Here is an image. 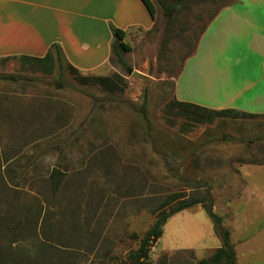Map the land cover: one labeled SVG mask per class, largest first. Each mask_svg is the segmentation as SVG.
Masks as SVG:
<instances>
[{"label":"rangeland","instance_id":"rangeland-1","mask_svg":"<svg viewBox=\"0 0 264 264\" xmlns=\"http://www.w3.org/2000/svg\"><path fill=\"white\" fill-rule=\"evenodd\" d=\"M152 2L156 21L150 30L128 32L130 52L120 49L121 57L81 72L120 76L121 92L82 84L65 62L52 75L19 60L0 62V75L21 78L0 82V176L9 194L0 195V215L8 219L0 228L5 261L37 256L25 220L42 207V214H55L71 244L70 257L55 264H129V253L155 223V208L179 193L207 194L209 201L169 219L144 264H198L222 246L219 229L230 232L237 264H264V118L195 124L169 108L186 58L230 0H185L171 25L163 5L174 0ZM201 58L186 68L184 97L212 105V88L197 75ZM55 169L63 190L51 205L41 193Z\"/></svg>","mask_w":264,"mask_h":264},{"label":"crops","instance_id":"crops-1","mask_svg":"<svg viewBox=\"0 0 264 264\" xmlns=\"http://www.w3.org/2000/svg\"><path fill=\"white\" fill-rule=\"evenodd\" d=\"M208 24L175 80L176 100L189 102L182 79L188 64L201 56L197 75L212 88L213 104L192 103L264 114V0H230ZM153 25L141 0H0V62L43 58L56 44L67 65L91 71L112 57L111 27L128 38L132 28Z\"/></svg>","mask_w":264,"mask_h":264},{"label":"trees","instance_id":"trees-1","mask_svg":"<svg viewBox=\"0 0 264 264\" xmlns=\"http://www.w3.org/2000/svg\"><path fill=\"white\" fill-rule=\"evenodd\" d=\"M141 1L146 6L152 20L155 22L156 8L152 0ZM184 1L185 0H174V3L169 6L163 5L164 14L168 19V25L174 23L177 8ZM113 34L116 39L112 45V56L115 55L121 57L120 49H123L125 52H130L132 50V48L125 42L127 38V33L125 31L113 28ZM194 52L186 59L192 56ZM64 56L65 55H63L60 46L55 44L43 58L28 56L7 57L3 59L2 62H7V60H19L23 66H27L31 69L37 68L45 75H52L55 71H64ZM67 66L71 74H73L82 84L98 85L102 89H105L106 91L108 90L112 93L121 92L123 90L124 82L120 76H84L77 68H75V66L69 64ZM20 79L21 78L16 75H0V82H16ZM55 86L59 89H64L65 87L64 83L60 79H57ZM169 108L177 110L179 115L185 116L195 124H202L205 122L213 123L217 119L242 121L264 118V114L247 113L236 109L213 110L194 103L180 102L176 99L169 104ZM0 181H2V187L4 188L2 189V192H0V195L4 198H8L9 194L6 192L7 186L3 176H0ZM62 182L63 174L58 169H55L50 175V189L45 194L41 193V202H46L51 205L57 203L62 197ZM207 186L204 184V187ZM36 200L38 201L39 199ZM69 201L73 200L69 199ZM208 201L209 197L207 194L185 198L182 194L172 193L171 195L165 197L154 210L156 215L155 223L140 239L138 248L129 253V264H144L149 261L151 249L154 244L162 238L164 227L169 219L173 218V216L178 213L195 206L205 204ZM42 211V207L41 212H39V210L35 212L30 211V215L25 220L27 227L30 229L29 236L38 242V247L36 246L38 248L36 253L37 256H35L32 260L29 258L21 259L13 256L9 259V261H5V259L2 258L4 255H2L0 256V264H55L58 261H62L61 259L65 256H67V258L70 257V241L67 237L63 236L62 232H59L60 228L57 226L59 222L55 220V214L50 212L42 214ZM2 217L3 216L0 215V228L4 227L5 222L8 221L7 218ZM29 231L27 233H29ZM218 232L222 238V246L218 248L211 257L199 261L198 264H237L236 250L234 244L232 243L230 232L224 229H219ZM133 237L135 239L139 238L138 236ZM1 250L3 251L0 243V253L2 254Z\"/></svg>","mask_w":264,"mask_h":264},{"label":"water","instance_id":"water-1","mask_svg":"<svg viewBox=\"0 0 264 264\" xmlns=\"http://www.w3.org/2000/svg\"><path fill=\"white\" fill-rule=\"evenodd\" d=\"M152 71H153V68L151 66V70H150V74H152ZM131 73V70H129V74ZM210 215L212 216V218H214L215 220V225L218 226L221 224V218H219L218 216H216L214 213H213V208L211 207L210 209Z\"/></svg>","mask_w":264,"mask_h":264}]
</instances>
